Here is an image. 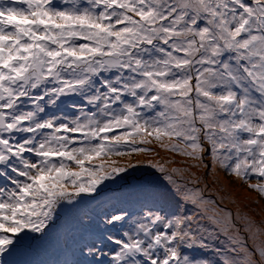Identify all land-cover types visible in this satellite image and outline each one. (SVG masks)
Masks as SVG:
<instances>
[{"label": "snow or ice", "instance_id": "obj_1", "mask_svg": "<svg viewBox=\"0 0 264 264\" xmlns=\"http://www.w3.org/2000/svg\"><path fill=\"white\" fill-rule=\"evenodd\" d=\"M0 264H264V0H0Z\"/></svg>", "mask_w": 264, "mask_h": 264}, {"label": "trees", "instance_id": "obj_2", "mask_svg": "<svg viewBox=\"0 0 264 264\" xmlns=\"http://www.w3.org/2000/svg\"><path fill=\"white\" fill-rule=\"evenodd\" d=\"M145 174H146V173H144V172L137 171V172H135L133 175L139 177V176H142V175H145ZM132 181H133L134 183H136L135 180H132ZM132 181H131V182H132ZM47 258H52L51 254H50Z\"/></svg>", "mask_w": 264, "mask_h": 264}, {"label": "rangeland", "instance_id": "obj_3", "mask_svg": "<svg viewBox=\"0 0 264 264\" xmlns=\"http://www.w3.org/2000/svg\"><path fill=\"white\" fill-rule=\"evenodd\" d=\"M140 172H142V171H140ZM142 176H144V175H142ZM132 183H134L133 181H132ZM255 195V193H253V196Z\"/></svg>", "mask_w": 264, "mask_h": 264}, {"label": "bare ground", "instance_id": "obj_4", "mask_svg": "<svg viewBox=\"0 0 264 264\" xmlns=\"http://www.w3.org/2000/svg\"><path fill=\"white\" fill-rule=\"evenodd\" d=\"M250 195H253V193H250Z\"/></svg>", "mask_w": 264, "mask_h": 264}]
</instances>
